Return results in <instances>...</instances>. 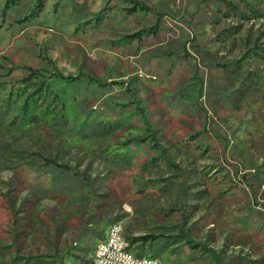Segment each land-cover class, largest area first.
Returning <instances> with one entry per match:
<instances>
[{
  "label": "rangeland",
  "instance_id": "1",
  "mask_svg": "<svg viewBox=\"0 0 264 264\" xmlns=\"http://www.w3.org/2000/svg\"><path fill=\"white\" fill-rule=\"evenodd\" d=\"M138 1L0 0V264H264V0Z\"/></svg>",
  "mask_w": 264,
  "mask_h": 264
},
{
  "label": "built area",
  "instance_id": "2",
  "mask_svg": "<svg viewBox=\"0 0 264 264\" xmlns=\"http://www.w3.org/2000/svg\"><path fill=\"white\" fill-rule=\"evenodd\" d=\"M119 226L112 235H107L103 239V245H96L92 255L94 264H161V259L153 260L152 258L149 262L130 261L128 257V249H131L130 244L128 243V248H121L116 239V231H118Z\"/></svg>",
  "mask_w": 264,
  "mask_h": 264
},
{
  "label": "bare ground",
  "instance_id": "3",
  "mask_svg": "<svg viewBox=\"0 0 264 264\" xmlns=\"http://www.w3.org/2000/svg\"><path fill=\"white\" fill-rule=\"evenodd\" d=\"M117 226H119L118 231H116L117 242H119L121 248H128V241L125 236V227L120 221L114 222L111 225L108 235H112L114 230H116ZM98 245H103V240H101ZM128 257L130 261H134V262H149L150 258H152L153 260H160L158 258L148 255H138L132 249H128ZM88 264H94V259L91 258ZM161 264L164 263L161 261Z\"/></svg>",
  "mask_w": 264,
  "mask_h": 264
},
{
  "label": "trees",
  "instance_id": "4",
  "mask_svg": "<svg viewBox=\"0 0 264 264\" xmlns=\"http://www.w3.org/2000/svg\"><path fill=\"white\" fill-rule=\"evenodd\" d=\"M130 1H131L132 5H133L132 9H141V10L142 9L143 10L148 9L147 6H145L143 3L139 2L138 0H130ZM39 11H40V9L36 10V13H38Z\"/></svg>",
  "mask_w": 264,
  "mask_h": 264
},
{
  "label": "crops",
  "instance_id": "5",
  "mask_svg": "<svg viewBox=\"0 0 264 264\" xmlns=\"http://www.w3.org/2000/svg\"><path fill=\"white\" fill-rule=\"evenodd\" d=\"M110 228V227H109ZM109 231V230H108Z\"/></svg>",
  "mask_w": 264,
  "mask_h": 264
}]
</instances>
